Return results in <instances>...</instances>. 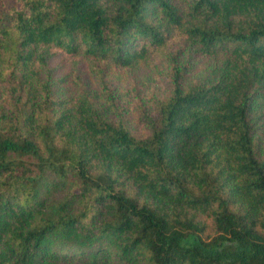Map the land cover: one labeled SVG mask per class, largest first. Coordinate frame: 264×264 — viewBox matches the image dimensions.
<instances>
[{
    "label": "trees",
    "instance_id": "trees-1",
    "mask_svg": "<svg viewBox=\"0 0 264 264\" xmlns=\"http://www.w3.org/2000/svg\"><path fill=\"white\" fill-rule=\"evenodd\" d=\"M0 264H264V0H0Z\"/></svg>",
    "mask_w": 264,
    "mask_h": 264
},
{
    "label": "rangeland",
    "instance_id": "rangeland-1",
    "mask_svg": "<svg viewBox=\"0 0 264 264\" xmlns=\"http://www.w3.org/2000/svg\"><path fill=\"white\" fill-rule=\"evenodd\" d=\"M87 80L89 83H91V85L93 86V76L91 74L87 75L86 76ZM123 78H124V75H123Z\"/></svg>",
    "mask_w": 264,
    "mask_h": 264
}]
</instances>
